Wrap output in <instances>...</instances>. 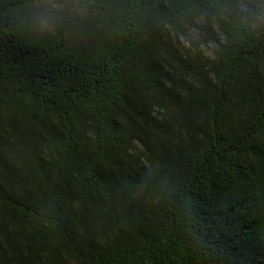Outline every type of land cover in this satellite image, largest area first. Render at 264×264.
<instances>
[{
	"label": "trees",
	"instance_id": "obj_1",
	"mask_svg": "<svg viewBox=\"0 0 264 264\" xmlns=\"http://www.w3.org/2000/svg\"><path fill=\"white\" fill-rule=\"evenodd\" d=\"M0 264H264V0H0Z\"/></svg>",
	"mask_w": 264,
	"mask_h": 264
}]
</instances>
